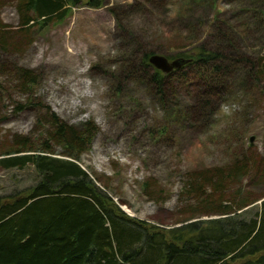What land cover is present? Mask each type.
<instances>
[{
    "label": "rangeland",
    "instance_id": "1",
    "mask_svg": "<svg viewBox=\"0 0 264 264\" xmlns=\"http://www.w3.org/2000/svg\"><path fill=\"white\" fill-rule=\"evenodd\" d=\"M93 1L71 0L64 20L33 15L24 26L18 1L0 0V160L23 139L42 147L47 110L73 127L94 123L82 168L129 220L167 235L190 216L193 174L242 154L264 159V0ZM201 49L230 62L220 78L191 66L160 72L166 87L155 88L151 56L174 61ZM23 70L37 81L22 85ZM38 180L30 165H0V200Z\"/></svg>",
    "mask_w": 264,
    "mask_h": 264
},
{
    "label": "trees",
    "instance_id": "2",
    "mask_svg": "<svg viewBox=\"0 0 264 264\" xmlns=\"http://www.w3.org/2000/svg\"><path fill=\"white\" fill-rule=\"evenodd\" d=\"M17 1L24 26L34 22L33 15L39 22L64 20L71 5V0ZM90 5L101 6L96 0ZM181 59L191 60L182 69L194 66L211 79L230 64L202 49ZM156 73L153 83L162 90L166 82ZM19 74L24 86L37 81L30 71ZM47 111L51 130L42 147L23 139L0 160L5 169L30 165L40 175L27 192L0 200V264H232L246 258L254 260L244 264H264L263 158L242 154L232 165L193 174L185 193L195 204L167 237L160 226L129 220L82 168L95 124L73 127ZM251 189L263 191L254 196ZM257 205L259 211L249 215Z\"/></svg>",
    "mask_w": 264,
    "mask_h": 264
},
{
    "label": "water",
    "instance_id": "3",
    "mask_svg": "<svg viewBox=\"0 0 264 264\" xmlns=\"http://www.w3.org/2000/svg\"><path fill=\"white\" fill-rule=\"evenodd\" d=\"M191 60L185 59H177L174 61H170L168 58L160 55H153L149 59V64L153 66L155 69L163 72L164 74H170L174 71H178L189 64ZM255 141V138L250 139V143L252 144Z\"/></svg>",
    "mask_w": 264,
    "mask_h": 264
}]
</instances>
